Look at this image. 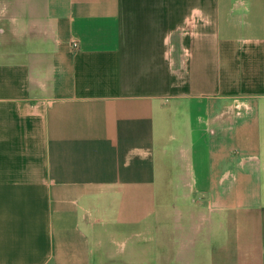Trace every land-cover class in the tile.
Listing matches in <instances>:
<instances>
[{
	"label": "crops",
	"instance_id": "obj_1",
	"mask_svg": "<svg viewBox=\"0 0 264 264\" xmlns=\"http://www.w3.org/2000/svg\"><path fill=\"white\" fill-rule=\"evenodd\" d=\"M0 264H264V0H0Z\"/></svg>",
	"mask_w": 264,
	"mask_h": 264
}]
</instances>
